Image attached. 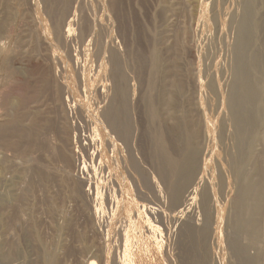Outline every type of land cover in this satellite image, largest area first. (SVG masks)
<instances>
[{
  "label": "rangeland",
  "instance_id": "1",
  "mask_svg": "<svg viewBox=\"0 0 264 264\" xmlns=\"http://www.w3.org/2000/svg\"><path fill=\"white\" fill-rule=\"evenodd\" d=\"M263 85L264 0H0V264H264Z\"/></svg>",
  "mask_w": 264,
  "mask_h": 264
},
{
  "label": "bare ground",
  "instance_id": "2",
  "mask_svg": "<svg viewBox=\"0 0 264 264\" xmlns=\"http://www.w3.org/2000/svg\"><path fill=\"white\" fill-rule=\"evenodd\" d=\"M222 2V1H221ZM230 4V3H229ZM217 5V4H216ZM223 5H225V4H223ZM219 6H220V4H219ZM227 6V5H226ZM226 6H224L225 8H226ZM230 6V5H229ZM228 6V9L230 10V7ZM234 6V5H233ZM224 8V9H225ZM227 9V8H226ZM225 11V10H224ZM227 13V12H226ZM231 14V13H230ZM205 22V21H204ZM206 24V23H205ZM208 25V24H207ZM227 25V24H226ZM226 25H225V27H226ZM201 26V25H200ZM212 40H213V38H212ZM215 46V45H214ZM264 86V85H263ZM260 87V86H259ZM264 88V87H263ZM260 90V89H259ZM261 91V90H260ZM264 111V110H263ZM264 113V112H263ZM264 118V117H263ZM259 249V248H258ZM261 249H263V248H261ZM243 250V249H242ZM245 251V250H244ZM262 251H264V250H262ZM243 252V251H242ZM257 252H259V251H257ZM244 253V252H243ZM247 253V252H246ZM242 256H243V254H242ZM244 256H246V255H244ZM242 259V258H241ZM263 259V258H262ZM261 259V260H262ZM246 261L248 262V264H257V262L254 260V259H252V258H247L246 259ZM258 261H260V260H258Z\"/></svg>",
  "mask_w": 264,
  "mask_h": 264
}]
</instances>
